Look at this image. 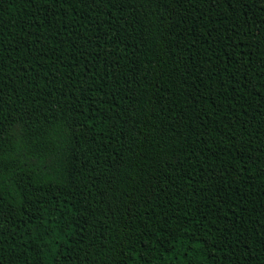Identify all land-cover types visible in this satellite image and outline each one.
I'll return each mask as SVG.
<instances>
[{"label":"trees","instance_id":"obj_1","mask_svg":"<svg viewBox=\"0 0 264 264\" xmlns=\"http://www.w3.org/2000/svg\"><path fill=\"white\" fill-rule=\"evenodd\" d=\"M0 264H264V0H0Z\"/></svg>","mask_w":264,"mask_h":264}]
</instances>
